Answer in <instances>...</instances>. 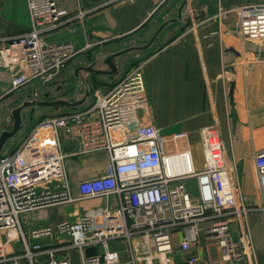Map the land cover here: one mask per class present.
<instances>
[{"label": "built area", "instance_id": "obj_1", "mask_svg": "<svg viewBox=\"0 0 264 264\" xmlns=\"http://www.w3.org/2000/svg\"><path fill=\"white\" fill-rule=\"evenodd\" d=\"M25 3L28 27L0 34V69L11 74L10 90L35 80L52 82L77 54L90 48L93 43L88 41L76 46L70 41H49L46 34L102 5L68 16L58 0ZM218 9L214 14L218 21L227 12H234L241 32L264 31V0ZM146 103L139 63L109 90L96 93L89 104L44 118L15 150L0 153V264H70L65 252L71 249L82 253L81 264H154L153 256L163 264L172 247V232L179 228L184 231L180 242L183 250L190 249L202 232L219 245L225 263L235 264L249 253L257 264L252 234L247 230L244 237L235 238L230 225L235 216L264 213V149L253 155L260 202L256 206L237 205L238 193L227 183L229 167L218 131H202L205 161L198 169L189 150L162 149L157 128L140 122L139 113ZM61 130L76 142L74 154L100 149L108 153L104 172L79 180L76 194L64 168ZM188 176L196 180V198L182 183ZM110 194L119 202L113 213L105 209L82 214L74 221L63 219L28 233L21 227L20 218L25 213ZM54 234L66 239L56 244L35 241ZM116 241L125 244L127 260L122 261L120 252L112 247ZM89 247L98 248V252L85 254ZM197 260V256L190 258V262Z\"/></svg>", "mask_w": 264, "mask_h": 264}, {"label": "crops", "instance_id": "obj_2", "mask_svg": "<svg viewBox=\"0 0 264 264\" xmlns=\"http://www.w3.org/2000/svg\"><path fill=\"white\" fill-rule=\"evenodd\" d=\"M181 1L58 0L59 6L66 10L68 16L91 6L102 5L82 17H73L60 29L47 33L46 39L52 42L70 41L76 46L86 41L93 43L69 62L70 65L74 62L71 65V74L74 75L77 66L89 64L97 54L117 51L118 46L127 39L154 32L158 21L172 17L171 14L177 15ZM259 1L262 0H191L183 10V17L177 22V31L167 32L162 47L147 52L140 62L147 102L139 113L140 122L157 128L162 149L189 150L193 164L198 169L204 166L205 161L201 133L203 130L216 129L223 142V158L229 167L227 183L237 191V205L241 206H256L260 202L253 155L264 149V31L241 32L236 26L237 15L234 12H227L219 21L214 14H217L219 7L229 10ZM19 7L12 0H0V34L18 33L28 27L27 10L22 13ZM90 75L103 79L109 77L105 85L93 92L94 98L96 93L109 90L120 72L117 69L110 76ZM11 81V74L0 69L2 110L9 111L15 102L14 96L18 90H10ZM38 83L42 85L41 81L31 82L24 85L23 89ZM32 96L33 93L30 94ZM89 97L85 105L93 99L88 100ZM62 107L58 112L41 114L35 121L27 122L20 142L6 145V149L17 147L44 118L76 110ZM60 146L65 153L64 168L74 194L79 180L104 172L108 161L105 150L74 154L77 144L69 139L64 130L60 132ZM182 183L189 194L196 198L195 178L188 176L182 179ZM118 203V197L110 194L50 205L23 214L20 218L21 227L28 233L38 227L54 226L63 219L74 221L82 214H98L105 209L113 213ZM247 230L255 243L254 258L257 264H264V213L232 218L230 232L233 237L241 239ZM183 236L182 228L172 232V247L166 253L163 264H227L221 259L219 245L207 239L202 232L188 250L180 248ZM59 239L65 240L66 236L54 234L35 241L56 244ZM111 245L120 252L122 261L128 259L122 241L112 242ZM70 251L76 252L81 264L82 253L75 249L65 252L69 262ZM96 252L98 248L94 247L85 250V254ZM193 256H197L198 260L190 262ZM153 263L160 264L156 256H153ZM235 264H253V256L248 253L244 261Z\"/></svg>", "mask_w": 264, "mask_h": 264}, {"label": "rangeland", "instance_id": "obj_3", "mask_svg": "<svg viewBox=\"0 0 264 264\" xmlns=\"http://www.w3.org/2000/svg\"><path fill=\"white\" fill-rule=\"evenodd\" d=\"M12 2L14 4L16 3V7L20 6L19 8H21L20 11L22 13L27 10L25 0H12ZM0 15H1V13H0ZM171 16L172 17L176 16V14H171ZM162 21L161 22L158 21L155 24L154 30L162 23ZM177 25H178V23L170 24L167 27H165L163 29V31L158 35L155 42L148 49L143 50V51L128 52V53L121 55L118 59H116L117 69H118V72H120V75H118L117 78L118 79L121 78L128 70H130L134 66L138 65L141 62L142 58H144L143 56H145V54H147V52L154 50V49L156 50V49L162 47V44H164V41H166L167 32L170 31V33H171L172 30H176ZM170 33H169V35H170ZM151 34L133 36L132 38L127 39L122 45L118 46V48L123 49V48H126V47L131 46V45H141V44L145 43L146 41H148ZM73 64H74V62H73ZM73 64L71 63V65H73ZM71 65L69 64V66L65 70H63L58 75V77L56 79L52 80V82L45 83V84H43L41 82L42 85L38 83L36 85L26 86L25 89H23L24 87L20 88L21 90L17 89L18 91L16 92L17 94L15 93V96H14L15 102L13 103L12 108L18 106L24 100L34 99V98L30 97L31 93H33L34 95H37L38 97H41V98H37V99L67 98L68 100H73L75 97L82 94L83 86L81 85V82L78 79H76L74 77V75L71 74L72 73L71 72V68H72ZM86 79H87V82L90 86V95H89L90 97L88 99V100H90L93 98V96H92L93 92L98 90V88H100V86L105 85L104 83L107 81V79H109V77L108 78L106 77L103 79V77H98L96 75H90V77H88V78L86 77ZM36 82H40V81L35 80L32 83H36ZM108 86H109V83H108ZM45 96H47V97H45ZM62 108H64V107L59 106V107H54V108L53 107L52 108H38V107L25 108L22 111V118H23L24 126L13 138H11L6 143V145H8V144L16 145L18 142H20V140L22 138L21 137L22 132L24 131V129L26 130V128H27V125H26L27 122L28 123L33 122L36 120V117H38L41 114H43V115L44 114H51L53 112H58ZM10 110L9 111L7 109L2 110L0 108V128L4 124H8L12 121V119L10 117ZM33 112L37 115H35ZM10 150L9 149L7 150L6 147L3 149V151H5V152H8ZM187 186H188V184H187ZM188 188L190 189V186H188ZM21 217H22V215H21ZM230 228H231V225H230ZM70 252L71 253L69 254V257H70L71 264H80V260H79L78 256L76 255V252H74V251H70ZM242 261H244V259H242L241 262Z\"/></svg>", "mask_w": 264, "mask_h": 264}, {"label": "water", "instance_id": "obj_4", "mask_svg": "<svg viewBox=\"0 0 264 264\" xmlns=\"http://www.w3.org/2000/svg\"><path fill=\"white\" fill-rule=\"evenodd\" d=\"M191 0H182L178 6L176 17H170L165 19L152 33L148 41L141 45H131L123 49H119L114 52H106L97 54L92 62L87 65H79L74 69V76L77 77L81 85L83 86L82 94L75 97L73 100H68L67 98H56V99H31L24 100L18 106L10 110V117L12 121L8 124L2 126L0 131V153L6 146V143L13 138L24 126L22 111L25 108L31 107H46L52 108L57 106H68L72 108L82 107L87 98L90 95V87L86 81V77L90 74H99V75H113L117 71V62L121 55L133 52V51H143L151 47L155 42L158 35L163 31L165 27L170 24L177 23L183 17V10L186 4ZM47 97V96H45Z\"/></svg>", "mask_w": 264, "mask_h": 264}, {"label": "trees", "instance_id": "obj_5", "mask_svg": "<svg viewBox=\"0 0 264 264\" xmlns=\"http://www.w3.org/2000/svg\"><path fill=\"white\" fill-rule=\"evenodd\" d=\"M31 115V114H30ZM16 148V147H15ZM15 148H13L12 150H10V151H13V150H15Z\"/></svg>", "mask_w": 264, "mask_h": 264}]
</instances>
